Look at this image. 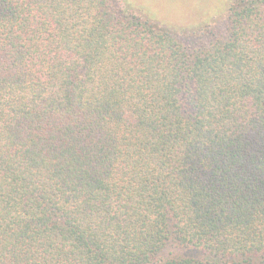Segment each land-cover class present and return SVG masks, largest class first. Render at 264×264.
Returning a JSON list of instances; mask_svg holds the SVG:
<instances>
[{"label":"trees","instance_id":"obj_1","mask_svg":"<svg viewBox=\"0 0 264 264\" xmlns=\"http://www.w3.org/2000/svg\"><path fill=\"white\" fill-rule=\"evenodd\" d=\"M228 12L0 0V264H264V0Z\"/></svg>","mask_w":264,"mask_h":264},{"label":"rangeland","instance_id":"obj_2","mask_svg":"<svg viewBox=\"0 0 264 264\" xmlns=\"http://www.w3.org/2000/svg\"><path fill=\"white\" fill-rule=\"evenodd\" d=\"M110 1L120 10L135 15L142 21L163 27L180 38L187 36L190 38L193 35L205 38L206 33L221 37L227 26L228 9L236 2V0ZM204 38L202 39L205 42Z\"/></svg>","mask_w":264,"mask_h":264}]
</instances>
